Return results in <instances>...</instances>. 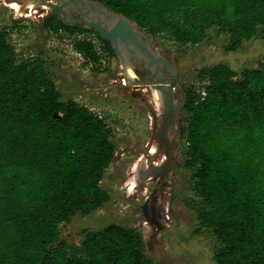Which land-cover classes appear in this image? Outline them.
Instances as JSON below:
<instances>
[{"label":"trees","instance_id":"1","mask_svg":"<svg viewBox=\"0 0 264 264\" xmlns=\"http://www.w3.org/2000/svg\"><path fill=\"white\" fill-rule=\"evenodd\" d=\"M97 1L181 43L198 44L218 27L234 50L264 26V0ZM45 25L72 28L55 16ZM74 45L100 59L90 41ZM202 80L186 94L180 127L203 199L199 217L220 243L218 264H264V64L238 74L219 63ZM115 154L106 118L62 99L42 62L19 60L0 29V264H154L133 227L113 223L76 245L61 239L62 223L110 199L101 181Z\"/></svg>","mask_w":264,"mask_h":264},{"label":"rangeland","instance_id":"2","mask_svg":"<svg viewBox=\"0 0 264 264\" xmlns=\"http://www.w3.org/2000/svg\"><path fill=\"white\" fill-rule=\"evenodd\" d=\"M50 16L62 20L58 11L45 5L26 6L18 0H0V29L7 32L18 59H39L62 99H75L105 117L116 143L115 157L101 181L110 199L95 211L62 223L61 239L76 245L86 232L116 223L142 233L146 254L154 264H218L215 254L220 243L199 217L203 199L194 189V170L185 165L186 142L180 136L187 116L185 107L171 131L176 162L158 186V204L163 212L157 225L144 213L155 184L138 175V167H142L140 158L145 159L147 153L142 142L151 131L152 114L163 110L155 81L143 77L151 69L146 65L133 67L128 58L123 63L112 42L87 26L72 25L71 29L61 28L58 32L50 29L45 25ZM133 25L149 38L145 41L174 65L173 83L185 100L188 91L201 88L206 69L216 64L225 63L238 74L244 68L264 64V26L254 37L229 50L230 34L218 27L210 28L202 42L189 44L153 37L134 22ZM76 39H86L94 45L100 55L98 62L89 61L77 51ZM153 157L156 156L152 154L150 158Z\"/></svg>","mask_w":264,"mask_h":264},{"label":"flooded vegetation","instance_id":"3","mask_svg":"<svg viewBox=\"0 0 264 264\" xmlns=\"http://www.w3.org/2000/svg\"><path fill=\"white\" fill-rule=\"evenodd\" d=\"M22 3H25L28 6V3H34L38 5H45L51 10H56L60 13L57 8H54L52 5L61 4V0H18ZM67 12V20L69 23L62 21L64 23L70 25H84L89 27L84 20L88 21H99L101 24H110L116 21H113L112 17H107L102 14L99 10H93L90 15H85L84 11L87 10V6L84 3L80 5L70 4L65 7ZM107 12H111V10L106 7ZM61 14V13H60ZM119 14V13H118ZM62 15V14H61ZM90 29L95 30L101 37L103 35L94 28L89 27ZM111 30V26H108L106 32ZM110 40L113 44L112 39L105 38ZM143 43L148 45V41H145V37L141 36ZM114 47V46H113ZM115 49V48H114ZM132 62V61H131ZM138 67H145L143 63L137 64ZM163 68V74L159 73V78L161 81L167 79V75H170V86L171 88L166 86L165 92H161V97L163 99V110L160 112H154L153 115V124L151 126V131L148 133V139L143 141L144 150L147 151L146 155L143 156L145 159L140 158L142 160V167H138V175L141 178L145 179V181H149L154 185V191L150 199L144 205V213L146 217L153 223L159 225V220L162 217L163 208L158 204L157 192L158 186L162 183L165 175L167 174L169 168L175 165V141L172 140L171 131L172 127L180 114L182 108L185 105V97L182 96L180 89L174 86L173 79L175 81V75L172 70H168L167 68ZM153 70H150L149 75L143 76L148 81H156L158 78L155 74H152ZM152 74V75H151ZM170 94L171 102L168 101L167 95ZM154 154L153 158H150Z\"/></svg>","mask_w":264,"mask_h":264},{"label":"water","instance_id":"4","mask_svg":"<svg viewBox=\"0 0 264 264\" xmlns=\"http://www.w3.org/2000/svg\"><path fill=\"white\" fill-rule=\"evenodd\" d=\"M81 3H84L87 6V10L84 11L85 15H90L92 11L96 9L105 16L112 17L113 21H116L110 24H101L99 21L84 20L89 27L99 31L103 37L112 39L115 51L123 63H126L127 58L132 61L131 64L133 67L137 64L143 63L153 70L152 74L157 76L158 79L155 81V86L161 92H165L166 86L171 88L170 75L168 74L167 79L161 81L159 73L163 74L162 65L175 71L174 65L169 59L153 48L150 42H148V45L143 43L141 36L146 39L149 38L135 29L133 22L127 16L124 14H118L115 11L107 12L106 6L97 0H61V4H54L52 6L57 8L62 14L63 20L69 23L65 7L70 4L80 5ZM108 26H111V30L106 32ZM139 83L147 84L148 82L140 81ZM167 99L171 102L170 94L167 95Z\"/></svg>","mask_w":264,"mask_h":264},{"label":"built area","instance_id":"5","mask_svg":"<svg viewBox=\"0 0 264 264\" xmlns=\"http://www.w3.org/2000/svg\"><path fill=\"white\" fill-rule=\"evenodd\" d=\"M206 81H203V83H205Z\"/></svg>","mask_w":264,"mask_h":264},{"label":"bare ground","instance_id":"6","mask_svg":"<svg viewBox=\"0 0 264 264\" xmlns=\"http://www.w3.org/2000/svg\"><path fill=\"white\" fill-rule=\"evenodd\" d=\"M18 6V5H17ZM30 6V5H29ZM19 8V7H18ZM19 10V9H18Z\"/></svg>","mask_w":264,"mask_h":264}]
</instances>
